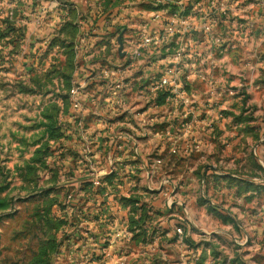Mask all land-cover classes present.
Masks as SVG:
<instances>
[{
    "label": "rangeland",
    "instance_id": "1",
    "mask_svg": "<svg viewBox=\"0 0 264 264\" xmlns=\"http://www.w3.org/2000/svg\"><path fill=\"white\" fill-rule=\"evenodd\" d=\"M36 1L0 0V264H264V0H92L127 20V42L104 54L110 64L127 58L135 82L142 54H150L151 89L156 61L188 66L194 114L181 117L194 116V132L210 144L182 158L179 173L166 172L179 178L175 193L192 199L178 217L156 186L130 195L135 171L110 163L128 143V127L114 120L130 114L128 104L156 106L164 89L146 94L143 80L114 94L108 82L97 120L75 119L87 110L72 101L89 98L90 72L80 68L91 61L80 62L81 49L96 41L80 34L77 8L49 12L51 0ZM38 19L53 25L31 28ZM179 123L162 128L184 134ZM120 180L131 188L116 195ZM176 228L182 243L167 237Z\"/></svg>",
    "mask_w": 264,
    "mask_h": 264
},
{
    "label": "crops",
    "instance_id": "2",
    "mask_svg": "<svg viewBox=\"0 0 264 264\" xmlns=\"http://www.w3.org/2000/svg\"><path fill=\"white\" fill-rule=\"evenodd\" d=\"M30 1L38 2L36 0ZM72 1H74V4L71 3ZM62 2L64 5L59 6V4H62ZM43 5L49 12L60 13L65 12L63 10L64 8H77L79 12L83 13L82 19H85V23L83 20L78 21L80 34L84 29L85 33L81 35L87 37V40L85 39L87 41V45L90 42L89 40L92 38L96 41L94 43V47L89 48L86 46L84 49H81L86 50L87 52H83L82 56L79 57L80 62L86 61L84 62L85 64L87 61H91L89 65H85V69L80 68V71L90 72L86 87L84 89V92H86V94L88 93L87 95L89 98L83 104V109L85 108L87 111L81 115L77 114L75 119L79 117L78 119H81L80 121H82L83 124H93L97 120L96 114L101 112V109L106 108L105 103L108 101L109 97L107 91L108 82L114 83L111 87H120V94L126 91L129 87L130 91L133 89V91H135L137 83L139 84L141 81L145 80L146 82H144V84L141 86L143 92L146 94L154 92L155 89H151V84L148 82L150 80V74L148 72L150 70V68H148L150 64L148 62L150 59V54H142L144 59L141 62H143V66L145 64L146 68L142 70L144 74L141 78L136 79V82L135 79H132L130 76H128V73H131L129 72V68L122 67L124 66L123 63H125L127 58H120V61L117 63L110 64V56L107 57L106 54H104V51L107 47L116 52L118 50L116 46H122L123 39L125 43L127 42V35L125 32L128 31V26L126 24L127 20L122 15V12L118 11V9H115L112 6L108 8L106 6L103 7L100 4H97L96 1L93 3L92 0H51L49 4ZM38 7L39 5L36 4L34 8L31 6L30 9H34L33 11H35L38 9ZM119 12L121 14H118ZM52 25L53 24L51 22H46V26H43L41 19H38L32 23L31 28H34L35 30H44L45 27L49 29ZM123 47L125 48L124 45ZM123 52L124 54L127 53L126 51ZM85 53H88L86 57H84ZM168 60L170 61V58L165 57L154 63V66L156 64L158 67L155 70V74L159 79L164 77L167 71H174L173 76L170 77V79L173 80V84L164 88V93L162 94L163 100L161 102H157L158 104L154 107L149 105L145 100L140 101L139 104H128L127 106H129L131 109L130 114L122 118H116L114 120L116 122L114 125L119 126L121 124H125L128 127L126 132L128 143H126L127 147H124L122 152H118L114 156L112 155L113 160L110 163L116 172L119 171V174L123 173L125 170V165L130 166L135 171L133 177L129 176V180L132 181L131 185L134 186L130 192V195L135 193L137 190L135 187L137 186L143 187L145 185V188L148 190L150 189V186H156L157 188L152 189L151 192H160L159 195L167 196V202L172 206L171 209L173 212L170 210L171 213H167L168 216L178 217L179 215L175 213V210L177 209L176 207L184 205L183 208L188 209L186 208V205H188V207L189 205H192V199L183 198V196H181V192L177 191V193H175L177 188L178 190L181 189V187L177 184L179 178L175 175H168L170 173L166 172L173 171V173H179L181 171L180 164H182V158L191 156L197 158L203 156L202 151L206 152L207 149H209L210 143L209 141H204L200 135H197V131L194 132V116L191 117L190 120L186 121L182 120L181 117L183 109L186 110L187 108L193 110L192 113L194 114V105L190 103V100L187 96V84L189 85L191 83V74L188 73V66L177 63L176 59L171 62ZM109 64L111 65V68L107 67ZM168 65L171 70L167 69ZM106 68H109V70H106ZM185 78H187V83H185ZM129 81L134 82L132 83ZM184 85L185 87L183 89L182 86ZM139 86L140 85H138V87ZM191 87L192 85H190V88ZM147 98H151V96H148ZM111 101L110 103H112V105L117 108L126 106L121 105L120 103L116 104V98L112 99ZM110 107L112 106H109V108ZM180 110H182L181 113ZM174 122H180L179 124L183 128L182 130L184 131V134L178 133V135H176L175 133L168 134L164 132L162 125H170L172 127ZM118 134L119 133H115V135ZM187 136L188 138H186ZM182 146L185 149L184 153L177 151L179 147ZM128 147H131L132 150L129 151L127 149ZM173 151H175L176 155L172 154ZM113 153L115 152L112 150L111 154ZM133 154L136 156V158H134ZM152 157H158V159H156L161 162V165L156 166ZM167 160H170L168 165L165 162ZM177 160H180L179 164L176 163ZM172 164L174 165L172 166ZM189 181L194 183V179ZM136 182H138L137 185L135 184ZM118 184V188L114 187V189L117 188L115 189L116 195L121 194L124 190L129 191V189H127L128 187L131 188L129 186L130 183H126L124 180H120ZM166 233L167 237L172 235L173 238L176 239L174 230L172 232L166 231Z\"/></svg>",
    "mask_w": 264,
    "mask_h": 264
},
{
    "label": "built area",
    "instance_id": "3",
    "mask_svg": "<svg viewBox=\"0 0 264 264\" xmlns=\"http://www.w3.org/2000/svg\"><path fill=\"white\" fill-rule=\"evenodd\" d=\"M149 43H150V39L148 37L144 36V38H142L141 46L142 47H148ZM173 73H174V71H167V74L164 77L159 79L158 86L155 88V90L164 89L168 86H171L173 84V80L170 79V77L173 76ZM111 89L115 90L114 94H119L120 87H116V88L111 87ZM82 107L83 106H82L81 102L72 101V108H74L75 110H81ZM172 153L175 154V151H173ZM155 165L160 166L161 162L159 160H157V161H155ZM125 235H127V234H125ZM174 235L177 238V243H178V241H179V243L180 242L182 243V241H183L182 237L184 235L183 230L181 228L174 229Z\"/></svg>",
    "mask_w": 264,
    "mask_h": 264
}]
</instances>
